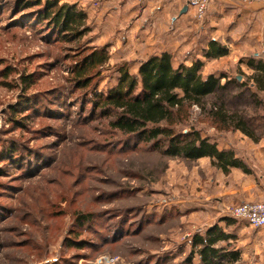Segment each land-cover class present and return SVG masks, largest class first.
<instances>
[{
	"label": "rangeland",
	"instance_id": "obj_1",
	"mask_svg": "<svg viewBox=\"0 0 264 264\" xmlns=\"http://www.w3.org/2000/svg\"><path fill=\"white\" fill-rule=\"evenodd\" d=\"M15 1L0 0V264H201L191 238L216 224L232 236L217 246L238 255L222 264H264V228L227 216L237 205L264 202V191L231 193L254 173L264 180V93L250 86L244 65L264 60V18H235L258 3L225 4V13L200 22L193 14L179 25L141 16V4L131 0L97 9H89L91 0H58L86 12L90 33L80 44L109 56L95 92L108 91L117 69L136 73L138 63L162 53L176 64L200 60L203 76L223 77L225 89L208 97L204 110L190 108L178 126L231 149L250 170L223 175L208 158L184 161L136 147L109 130L108 120L92 117L90 94L76 91L66 71L79 44L29 29L13 13ZM211 41L227 50L225 57L204 58ZM213 106L244 120L257 142L212 120ZM83 215L94 218L78 229L75 218ZM224 218L234 222L227 226Z\"/></svg>",
	"mask_w": 264,
	"mask_h": 264
},
{
	"label": "trees",
	"instance_id": "obj_2",
	"mask_svg": "<svg viewBox=\"0 0 264 264\" xmlns=\"http://www.w3.org/2000/svg\"><path fill=\"white\" fill-rule=\"evenodd\" d=\"M12 9L14 14L23 16L29 29L44 33L46 40L79 44L81 50L74 55L76 58L66 71L76 91L90 94L91 116L108 120L109 130L127 136L136 147L149 145L166 158L184 161L208 158L211 166L223 175H229L231 170H238L243 175L250 174L246 163L235 156L231 149H219L215 142H210L194 128H178L188 118L190 108L204 110L206 99L225 89L220 82L223 77L214 74L203 76L200 60L187 66L176 64L168 53L153 55L137 64L136 73L124 66L117 69L119 76L114 84L109 85L108 91L95 92L96 79L100 76L101 68L108 63L109 56L104 48L80 44L90 33L86 25V12L75 5L60 4L58 0H17ZM202 53L206 59H217L225 57L227 50L211 41ZM244 65L250 71L246 77L250 86L256 93H264V60L250 58ZM22 81L27 85L32 83L28 77H22ZM11 112L15 113L12 109ZM209 116L224 127H232L257 142L244 120L227 116L222 106H213ZM261 155L264 160V148ZM93 218L92 215L78 216L74 224L78 229H83L91 225ZM223 221L227 226L234 222L226 218ZM230 239L232 236L216 224L202 234L193 235L190 246L201 264L232 263L237 261V253L223 252L217 246ZM74 243L69 246L79 250L84 247L83 244Z\"/></svg>",
	"mask_w": 264,
	"mask_h": 264
},
{
	"label": "crops",
	"instance_id": "obj_3",
	"mask_svg": "<svg viewBox=\"0 0 264 264\" xmlns=\"http://www.w3.org/2000/svg\"><path fill=\"white\" fill-rule=\"evenodd\" d=\"M77 2V1H76ZM141 4V16L147 15L150 17H153L154 20H160V21H166L169 20L171 23H176L181 25L183 21H186V19H192L193 20V12L188 7V0H145ZM230 7H239L242 5H233L226 2H221L219 0H213L210 5L208 6V10L206 12V15L203 20H207L208 18L215 17L216 15H220L221 13H225L222 10V6ZM256 8L254 7H244L245 9L249 10L254 8L253 11L248 13H236L235 18H247L251 19L250 21L259 20L264 18V6L260 4H255ZM83 6V5H82ZM185 8V12H182V9ZM230 14L234 15L236 12L235 10L228 11ZM232 12V13H231ZM189 17V18H188ZM263 157V156H262ZM256 173L250 175L253 177V181L249 183H245L240 189L237 191L231 192L236 193L239 192V194H242L245 196L247 194L248 197H250L252 194V190L256 191H264V180L255 178ZM256 196V195H255ZM259 196V194H257ZM244 198V197H243Z\"/></svg>",
	"mask_w": 264,
	"mask_h": 264
},
{
	"label": "built area",
	"instance_id": "obj_4",
	"mask_svg": "<svg viewBox=\"0 0 264 264\" xmlns=\"http://www.w3.org/2000/svg\"><path fill=\"white\" fill-rule=\"evenodd\" d=\"M108 0H91L89 9H97ZM142 3L145 0H131ZM213 0H188V7L194 14V20L200 22L204 19L207 8ZM233 5H253L254 3H264V0H219ZM227 216L232 219L247 221L254 229L264 228V202L248 203L237 205L228 211Z\"/></svg>",
	"mask_w": 264,
	"mask_h": 264
},
{
	"label": "water",
	"instance_id": "obj_5",
	"mask_svg": "<svg viewBox=\"0 0 264 264\" xmlns=\"http://www.w3.org/2000/svg\"><path fill=\"white\" fill-rule=\"evenodd\" d=\"M185 10H186V9H185V8H183V9H182V12H185Z\"/></svg>",
	"mask_w": 264,
	"mask_h": 264
}]
</instances>
